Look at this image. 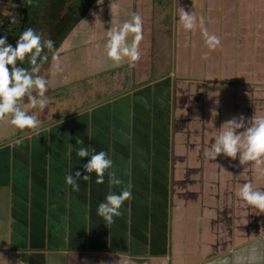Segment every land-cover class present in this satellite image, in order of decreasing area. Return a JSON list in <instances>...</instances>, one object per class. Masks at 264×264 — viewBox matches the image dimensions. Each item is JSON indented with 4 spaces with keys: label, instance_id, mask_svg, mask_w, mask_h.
<instances>
[{
    "label": "rangeland",
    "instance_id": "rangeland-1",
    "mask_svg": "<svg viewBox=\"0 0 264 264\" xmlns=\"http://www.w3.org/2000/svg\"><path fill=\"white\" fill-rule=\"evenodd\" d=\"M108 1L121 0H100L99 3ZM4 2L0 0V17L4 13ZM150 3L154 14L164 9L157 19L164 20L174 33L172 41L158 42V26L154 25L153 73L161 68L157 60L163 59V63L171 65L176 76L184 73L195 79L188 78L183 84L186 86L179 91L180 96L176 95L175 99L177 114L174 127L178 153L174 149L177 163L169 196L172 208V212H168L170 219H166V213L162 214L166 206L164 208L161 204L159 207V201L156 200L146 201L141 213L147 218L138 216L136 220L139 226L134 228L130 218L134 214L133 209L141 206L134 207L130 199L121 209L124 218L120 226L116 227L117 222H114L107 227L102 221L104 225L99 227L95 219L89 221L86 227H77L74 222L71 227V213L75 211H71L74 204L70 195L71 187L65 183L71 166L68 146L64 145V149H59L56 155L50 150L53 143L51 145V138L48 137L51 135L49 131L37 132L34 137H29L31 132L46 123L40 120L39 105L31 107L25 97L21 106L30 115H36L41 126L22 130L8 122L9 127L0 135V146L8 142L11 144L8 156L0 152V168L3 173H7L0 177V264H37L34 263L36 258L31 262L36 255L41 259L38 264H41L44 256L46 264H55L59 259L60 264H73L72 261L77 260L71 251L84 252L81 264H211L214 259L230 257L229 250L246 239L264 238V211L247 204L237 195L239 187L247 182L253 183L256 189L264 190V172L251 162L242 166L239 155L235 160L224 155L216 160L205 156V151L211 148L225 121L240 115L246 119H251L255 114L264 115V84H240L242 87L232 85L231 88L230 82L204 77L205 59L202 57L208 51L205 39L200 38L201 26L198 23L194 31H185L178 23V13L179 8L183 7L185 11L195 13L198 21L203 17L204 27L209 21L207 0H150ZM40 75L48 79L49 71L45 70ZM202 77L205 78L203 82L200 80ZM62 127L69 139V124ZM60 154L63 170L58 175L60 172L57 173L54 168L60 165V161L58 163L55 157ZM56 179L60 182V188L55 189L52 183H56ZM19 180L20 186L16 183ZM141 181L138 180L137 184L144 189L145 186L138 183ZM133 183L128 176L126 187L132 193ZM20 207L26 215L22 219L19 216ZM38 210V215L45 216L48 229L52 228L48 213L59 215L61 211L57 226L62 235L55 233V240L63 244L56 246L58 250V246L62 248L65 255L57 254V260L48 252L49 245H31L34 235L20 234L19 224L23 230L31 228L30 216L37 214ZM8 224L11 228H7ZM76 232L81 237V245L74 243L72 234ZM46 235L51 236V232ZM59 236L64 237L60 239ZM113 238L117 239L119 245H113ZM203 240H206L207 245H200ZM22 241H27V245H21ZM214 241L217 245H208ZM43 249L47 250L45 255Z\"/></svg>",
    "mask_w": 264,
    "mask_h": 264
},
{
    "label": "crops",
    "instance_id": "crops-1",
    "mask_svg": "<svg viewBox=\"0 0 264 264\" xmlns=\"http://www.w3.org/2000/svg\"><path fill=\"white\" fill-rule=\"evenodd\" d=\"M99 1H96L93 8L72 29L58 49L63 71L56 72L51 68L53 58L41 70L40 74H44L45 70L49 71L46 93L49 103L43 110L39 107L40 120L46 124L31 132L29 137H34L37 132L49 131L51 135L48 137L51 138V145L53 143L50 150L55 154L59 149H64V145L67 147L71 144L73 148H78L77 139L82 140L86 147H91L97 152H108L114 161V170L123 181L122 186L126 187L128 176L134 182L131 201L134 202V207L136 205L141 207L134 208V214L129 218L132 221L131 226L137 228L138 216L143 219L146 216L141 213L146 201L156 200L159 201V207L161 204L164 208L166 206L167 211L164 212L163 209L162 214L166 213V219H170L168 215L172 212V208L169 196L177 163L175 153H178V141L175 139L177 132L174 127L177 114L175 99L176 95L180 96L181 88L186 86L183 84L191 77L184 73L176 76L170 68L171 65L163 63V59L157 60V65L161 68L153 73L154 25L158 26L156 30L158 42L172 41L174 37L169 25L164 20L157 19L164 12L163 8L159 10V13L154 14L150 0H136L135 3L132 0L113 1L118 7L112 15L110 8L112 1L103 2V4ZM206 5L209 21H206L204 27L210 33L220 37L222 46L214 51L206 46L208 58L204 62L205 69L203 68L202 72L204 77L230 82L231 88L264 84V0H207ZM132 13H138L143 19L144 39L140 44L141 59L135 63L134 67L127 60L117 66L107 56L106 31L129 19ZM97 17L100 22H97ZM200 38L203 39V35H200ZM257 73L260 77H257ZM204 77L200 79L201 82L205 79ZM8 122L7 118L0 122V135L5 128L9 127ZM64 124H69V139L64 135L62 127ZM8 143L0 146L2 155L8 156L11 146ZM55 158L58 163L60 161V165L55 166L54 170L61 175L62 154ZM88 159L78 158L73 150L70 173L75 174L80 171L84 175H89L83 169ZM6 174L0 168V177ZM90 175L91 181L86 182L83 179L79 181L81 188L79 193L73 192L70 188L72 203H74L71 211H75L71 213V227L72 222L77 227L80 225L86 227L89 221L95 219L99 223L97 226L102 227L103 219L96 214L97 206L105 200L110 190L120 191L117 187L110 188L107 173L103 185L96 184L95 173ZM138 180H142L138 183L143 184L144 189L139 187ZM20 181H16L19 186ZM59 183L56 179V183L52 185L55 189L60 188ZM55 204H57L56 201ZM18 210L21 219L22 216L26 217L22 211L23 208L20 207ZM60 213V210L59 215L55 212L48 213L52 223L51 229L46 227L45 216L38 215L39 210L37 214L30 216L31 228L23 230L20 224L18 226L20 234L34 235L31 238L33 244L29 242L31 245H49L48 252L55 260L59 259L57 254L65 255L62 248L58 246L60 249L58 250L56 246L63 244L55 240V233L61 234L57 226L59 217L61 218L62 215ZM122 218H124L123 213L120 217L114 218L117 222L116 227L120 226ZM164 220H161L162 223ZM60 225L62 227L61 221ZM24 226L25 224L22 227ZM7 228H11L10 224ZM50 232L51 236H47L46 234L49 235ZM72 235L75 245H81L79 232ZM59 237L61 239L64 236ZM8 240L10 241L9 237ZM26 242L22 241L21 245H27ZM112 242L113 245H119L116 238H113ZM201 242L200 245H207L206 240ZM208 245H217V243L214 241ZM237 245L229 250L231 257L229 264H256V258H260V251L264 250L261 246L264 245V238L246 239L244 243ZM44 250L42 253L45 255L47 250ZM70 253L77 260L72 261L73 264H81V255L84 252L71 251ZM38 260L41 261L36 255L32 257L31 262L38 264ZM60 262L59 259L55 264ZM41 264H46L45 256Z\"/></svg>",
    "mask_w": 264,
    "mask_h": 264
},
{
    "label": "clouds",
    "instance_id": "clouds-1",
    "mask_svg": "<svg viewBox=\"0 0 264 264\" xmlns=\"http://www.w3.org/2000/svg\"><path fill=\"white\" fill-rule=\"evenodd\" d=\"M117 7L113 2L111 3L112 15ZM178 15V23L185 31H194L199 23L208 49L214 51L222 46L220 37L203 27V17L198 21L195 13H189L183 7L179 8ZM98 21L100 22L99 17H97ZM11 22L15 23V18ZM143 28L142 17L138 13H132L129 19L106 31L107 56L115 65L119 66L127 60L134 67L135 63L141 59L140 44L144 39ZM45 48L53 54L51 68L56 72L63 71L60 53L55 49L54 42L51 39H44L34 29L26 28L15 47L8 43L7 36L0 38V121L10 118V124L22 130L38 129L41 126L38 117L34 114L30 115L21 105L25 97L29 101L28 105L33 108L39 105L43 110L49 103L46 96L49 81L40 75L44 64L48 61V56L42 55ZM26 58L31 65L30 69L18 66V63L22 64ZM202 58L207 59V53ZM218 133L211 148L205 151L206 157L216 160L224 155L235 160L239 155V162L242 166L251 162L264 172V115L255 114L251 119H246L243 115L233 117L222 124ZM77 144L78 148H73L69 144L67 154L71 156L74 150L78 158H89L88 162L83 165L84 172L89 175H84L80 171L75 174L69 173L65 177V183L71 186L73 192L79 193L81 179L89 182L91 181L90 174L95 173L96 184L103 185L107 173L110 188H120L119 192L110 190L105 200L97 206V216L102 218L108 227L109 224L115 222L114 218L122 215V206L125 201L132 198V192L128 187L122 186L123 181L114 170V161L108 152H97L91 147H86L79 139H77ZM237 195L247 204L264 211V190L256 189L253 183H244L239 187ZM229 260L230 257L225 256L214 259L211 264H229Z\"/></svg>",
    "mask_w": 264,
    "mask_h": 264
},
{
    "label": "trees",
    "instance_id": "trees-1",
    "mask_svg": "<svg viewBox=\"0 0 264 264\" xmlns=\"http://www.w3.org/2000/svg\"><path fill=\"white\" fill-rule=\"evenodd\" d=\"M97 0H5L4 13L0 17V38L7 36L13 47L26 28H32L44 39H51L58 50L72 29L93 8ZM15 18V23L12 19ZM42 55L48 56L45 67L53 58L47 48ZM18 66L31 68L26 58ZM43 69V68H42ZM1 122V121H0Z\"/></svg>",
    "mask_w": 264,
    "mask_h": 264
},
{
    "label": "flooded vegetation",
    "instance_id": "flooded-vegetation-1",
    "mask_svg": "<svg viewBox=\"0 0 264 264\" xmlns=\"http://www.w3.org/2000/svg\"><path fill=\"white\" fill-rule=\"evenodd\" d=\"M256 247L259 248V246H256ZM263 248H264V245H263ZM260 252H261L260 258H256V264H264V250L263 252L262 251Z\"/></svg>",
    "mask_w": 264,
    "mask_h": 264
}]
</instances>
